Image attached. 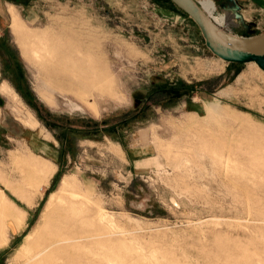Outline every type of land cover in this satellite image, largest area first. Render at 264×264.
Masks as SVG:
<instances>
[{
	"label": "rangeland",
	"instance_id": "rangeland-1",
	"mask_svg": "<svg viewBox=\"0 0 264 264\" xmlns=\"http://www.w3.org/2000/svg\"><path fill=\"white\" fill-rule=\"evenodd\" d=\"M54 44L98 79L51 78ZM1 235L0 264H264V70L171 0H0Z\"/></svg>",
	"mask_w": 264,
	"mask_h": 264
},
{
	"label": "water",
	"instance_id": "water-1",
	"mask_svg": "<svg viewBox=\"0 0 264 264\" xmlns=\"http://www.w3.org/2000/svg\"><path fill=\"white\" fill-rule=\"evenodd\" d=\"M194 20L208 49L227 62L254 61L264 70V32L240 37L220 28L202 9L197 0H171Z\"/></svg>",
	"mask_w": 264,
	"mask_h": 264
},
{
	"label": "bare ground",
	"instance_id": "bare-ground-1",
	"mask_svg": "<svg viewBox=\"0 0 264 264\" xmlns=\"http://www.w3.org/2000/svg\"><path fill=\"white\" fill-rule=\"evenodd\" d=\"M204 12L206 13L205 10ZM211 19L220 28L224 26V24L219 20L217 16H212ZM18 20H19L18 18H15L16 24L20 27H23L21 23L18 24ZM229 31H232V30L229 28ZM24 36L29 39L33 36H35V38L40 37V36L45 37L44 34H40V33L31 34L30 32H28V30L26 31V33H24ZM65 48L66 49H64V47L61 46L60 44H54V51H55L54 61L56 65L54 66V69L48 73V75L51 78H54L55 80L57 79L60 80L61 78H63L61 77V75L67 73L69 77L68 79L69 80L72 79V81H74L75 83L76 82L82 83L83 85L90 83L91 79L96 77L95 73H97V72L93 73L91 71L92 67H94L95 62H96L95 58L93 56H87L86 53L84 52L85 50L81 47L80 44L79 45L70 44V47L66 46ZM79 58H81L82 62L80 61ZM96 78L98 79V76ZM29 165H33L35 167L36 174L45 171V168L39 162L31 161L27 164V166ZM64 186H66V183ZM64 186L62 188V191L65 189ZM62 191L59 193L53 194V196L51 197V200L46 208V212L44 216V225L48 223L47 219H49L50 216L55 213V205H56V202L60 199ZM101 216L103 215L100 213V217ZM35 240H36V234L34 232L30 233L26 238L25 244L23 246V251L28 252L31 248V245L34 244Z\"/></svg>",
	"mask_w": 264,
	"mask_h": 264
},
{
	"label": "crops",
	"instance_id": "crops-1",
	"mask_svg": "<svg viewBox=\"0 0 264 264\" xmlns=\"http://www.w3.org/2000/svg\"><path fill=\"white\" fill-rule=\"evenodd\" d=\"M200 3H202L204 6H206L205 11L207 13V15L212 18V16L214 15V11H215V2L214 0H199ZM219 2V5L221 6V4H223L224 6H228L225 7L226 9L231 10L232 8H236L239 9L242 14L244 15V17L246 18V16H248L249 14H253L255 11H259L258 14H253L252 18L254 20H264V0H227V3H225V0H217ZM235 4V5H234ZM240 7H239V5ZM212 5V12H210L209 8L207 6ZM230 6V7H229ZM224 9H222V13H223ZM256 13V12H255ZM256 15V16H255ZM222 29H226L227 31H229V28L232 31H229V33L236 35V36H242V37H251V36H255V35H250L247 31L245 33V30H243L242 28H238L239 30H236V27H231V26H223L221 27ZM237 31H235V30ZM242 34V35H241ZM228 63H239V62H228ZM47 146V145H45ZM6 213V211H4ZM15 225V224H14ZM16 229L20 230L23 227V224H20V226L15 225ZM8 240L5 239L4 235H1V243H6ZM6 246V245H5ZM4 246L0 247V261L2 259V257L4 256L2 251H4L3 248Z\"/></svg>",
	"mask_w": 264,
	"mask_h": 264
},
{
	"label": "trees",
	"instance_id": "trees-1",
	"mask_svg": "<svg viewBox=\"0 0 264 264\" xmlns=\"http://www.w3.org/2000/svg\"><path fill=\"white\" fill-rule=\"evenodd\" d=\"M198 2H199V4L201 5V7L205 10V6L202 4V3H200V1L199 0H197ZM182 11V10H181Z\"/></svg>",
	"mask_w": 264,
	"mask_h": 264
}]
</instances>
